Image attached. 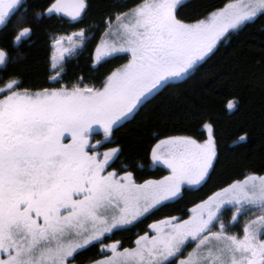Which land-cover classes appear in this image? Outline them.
Returning a JSON list of instances; mask_svg holds the SVG:
<instances>
[{
  "label": "snow or ice",
  "instance_id": "snow-or-ice-1",
  "mask_svg": "<svg viewBox=\"0 0 264 264\" xmlns=\"http://www.w3.org/2000/svg\"><path fill=\"white\" fill-rule=\"evenodd\" d=\"M91 8L90 0H47L30 13L26 0H0V264H83L97 246L88 264H264V174L246 165L241 178L217 186L183 215L158 217L206 187L221 161L213 115L178 113L165 93L264 19V0L113 4L93 65L123 63L97 78L65 81L67 60L89 39L80 27L53 37L49 86L27 84L20 48L34 35V21L84 24ZM248 55L252 86L264 100V41ZM242 104L233 92L225 108L234 114ZM153 105L154 120L172 121L171 130L151 134L147 151L152 167L166 174L138 178L137 166L121 159L116 133ZM195 119L206 135L190 134L187 124L175 131ZM247 138L245 132L233 144ZM149 219L131 246L113 238Z\"/></svg>",
  "mask_w": 264,
  "mask_h": 264
},
{
  "label": "trees",
  "instance_id": "trees-1",
  "mask_svg": "<svg viewBox=\"0 0 264 264\" xmlns=\"http://www.w3.org/2000/svg\"><path fill=\"white\" fill-rule=\"evenodd\" d=\"M90 2L92 8L84 24L74 25L57 18L34 21V35L20 48V53L26 57L21 67L29 69L27 84L36 87L49 86L47 76L53 54V37L70 35L80 27L88 29L89 39L67 60L65 81L74 80L79 76H83L86 81L97 78L124 62L111 60L103 66H94L93 54L104 29L103 20L110 7L113 4L130 5L134 0H90ZM201 2L209 7H219L226 0H201ZM46 3L47 0H26L30 13L39 11ZM262 41H264V19L258 18L255 23L250 24L221 46L214 56L201 65L192 80L165 93V98L178 113L184 109L196 108L213 115L217 121L221 161L206 187L188 192L182 201L165 208L158 217L168 214L183 215L194 202H198L217 186L231 182L234 178H241L245 165L259 174H264V100L260 90L252 86L251 63L248 55L250 51L258 48ZM233 92H239L243 97L240 111L234 114L229 113L225 108L226 100ZM155 112L156 106L153 105L137 120L121 127L116 133V140L125 148L121 159L137 166L138 178H158L166 174L162 169L152 167L147 154L149 146L154 142L150 138L151 134L172 128V121L165 124L154 120ZM184 124H187L190 134L206 135L201 129L199 119L180 122L175 131H181ZM245 132L248 133L247 140L233 144V141ZM99 136L101 137V134ZM230 216L231 209L225 212L226 219ZM151 222V219L146 220L135 228L116 233L113 238L120 239L125 246H131L136 233L145 231L147 224ZM98 255L99 246L86 252L80 259L83 264H88L89 258H97Z\"/></svg>",
  "mask_w": 264,
  "mask_h": 264
},
{
  "label": "flooded vegetation",
  "instance_id": "flooded-vegetation-1",
  "mask_svg": "<svg viewBox=\"0 0 264 264\" xmlns=\"http://www.w3.org/2000/svg\"><path fill=\"white\" fill-rule=\"evenodd\" d=\"M102 137H103V136H102V133H101V137H100L99 135H97L96 138H97V139H102Z\"/></svg>",
  "mask_w": 264,
  "mask_h": 264
}]
</instances>
